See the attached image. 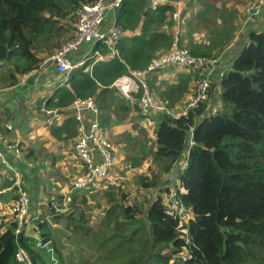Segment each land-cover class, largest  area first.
Instances as JSON below:
<instances>
[{"label": "trees", "instance_id": "trees-1", "mask_svg": "<svg viewBox=\"0 0 264 264\" xmlns=\"http://www.w3.org/2000/svg\"><path fill=\"white\" fill-rule=\"evenodd\" d=\"M95 1L0 0V87L14 85L21 75L37 69L43 59L39 56L40 50L56 47L61 37L70 32L69 27L66 30L59 27L61 19L75 15L81 3ZM250 1L186 0L180 44L194 55L218 58L234 43L242 13L245 14ZM149 3V0H123L117 13V25L122 34L115 41L120 55L112 56L107 46L100 45L103 54L111 61L95 57L94 63L99 61L95 74H88L87 63L83 65L85 68H78L64 77L48 98L47 107L67 111L75 98L94 96L99 103V116L103 119L112 120L111 114H116L120 123L142 115L138 100L125 96L112 83L128 74L130 69L146 68L153 58L167 52L173 45L176 22L171 15L172 6L152 9ZM247 38L231 66L221 74L219 82L210 78V96L214 100L216 88L220 86L221 103L215 106L205 103L178 117L160 112L151 140L142 141L138 134L129 131L133 151L138 145L142 146V153L137 156L152 157L154 171L140 183L148 190L156 189V196L140 205L131 203L129 192L125 190L106 192L110 203L107 224L113 223L109 237H117V219H112V212L116 207L117 213L124 212V219L121 215L120 219L125 221L121 222L127 230L123 238L129 244L124 245L120 239L115 242L118 264H150L151 261L155 264H264V23L260 29L250 30ZM170 65L150 72L147 80L151 91L168 107L187 105L191 96L187 101L183 98L190 90V82L195 84L199 72L191 68L192 75L174 72L170 76L166 72L172 71ZM203 75H207L206 71ZM70 119L75 122L74 114ZM62 120L51 126L53 134L61 141L76 133L75 129L68 127V120ZM183 161H186L184 167L180 163ZM176 165H179L178 170ZM81 172L82 169L77 177ZM171 172L179 176L184 191H177V194L193 216L190 242H185L181 236L178 219L166 212L165 195L175 184L169 182ZM106 179L108 177L86 191L90 193ZM14 189L13 192L17 189V193H13L11 201L7 193L0 196V264H53L43 249L34 246L35 236L27 232L33 224L36 235L51 237L50 224L62 220L53 221L50 216L45 219L37 205L47 204L55 214H63L55 215V219L65 218L68 227L78 229L86 216L81 204L87 193L74 192L69 204L72 206L58 211L55 204L62 205L63 192L59 199L42 198L43 202H40L39 199L34 201L27 191L30 195L29 214L25 225L16 232L17 222L10 213L12 201L18 194V187ZM78 194L82 196L80 201L76 199ZM6 202L9 211L4 212L1 204ZM139 213L144 214L149 231L139 236L141 245L137 246L135 239L141 227L135 225ZM110 245L106 239L99 244L97 264H110L103 256ZM19 246L26 249L29 263L18 261L16 252ZM125 248L130 259L122 262ZM185 249L191 251V258L183 261L175 257ZM55 250L56 264H64L56 247Z\"/></svg>", "mask_w": 264, "mask_h": 264}, {"label": "built area", "instance_id": "built-area-1", "mask_svg": "<svg viewBox=\"0 0 264 264\" xmlns=\"http://www.w3.org/2000/svg\"><path fill=\"white\" fill-rule=\"evenodd\" d=\"M152 9L160 7L172 6V18L176 25L173 27V45L167 52L156 56L144 69H130L128 74L118 77L112 85H114L122 94L129 98H136L139 102V110L142 114L151 115L160 112H166L168 115L178 117L186 114L191 108L199 107L206 102H210L211 81L208 75H203L202 71L214 61L206 56H197L191 53L190 49L180 44L183 30V9L186 0H149ZM123 0H96L94 3H81L75 10V16L72 20L71 37L64 41L49 57L54 63L59 75L69 76L70 72L82 67L87 61L96 57L97 60L110 61L109 57L101 53L100 49L95 47L91 50V56L86 59L73 61L71 55L78 50L84 43L102 44L108 47L112 56H119V48L115 41L121 36L122 31L117 23L105 26L106 16L109 9H119ZM264 0H252L245 7L247 18L259 16L263 10ZM87 56V55H86ZM170 64L180 65L193 68L199 72L195 79L194 89L187 105L179 108L168 107L164 103L159 102L153 95L148 83V76L151 71L167 66ZM1 91V89H0ZM138 95V97L136 96ZM184 106V107H183ZM71 108L77 122V133L73 138V153L76 160L82 168L81 175L77 177L72 186L63 192L62 205L55 204L58 211H62L68 207L73 200V193L76 191L89 189L92 185L97 184L110 174L111 170L119 163V154L111 137L106 131L100 120V109L94 96L77 97L73 100ZM47 113L45 119L46 126H52L56 121L63 118L62 113L56 108H45ZM86 111V113H85ZM193 128L189 132L190 144L193 141ZM2 144L9 143V139L0 130V158L2 161L8 160L1 149ZM16 154H20L21 150L16 146ZM186 165V161L182 162V167ZM18 185H20L18 183ZM171 191L165 195L168 208L166 212L178 219L177 228L181 236L185 238V242H190V220L193 218L191 211L183 204L177 191H184V187L178 180ZM30 195L22 187L19 188L17 196L13 199L10 213L12 219L17 222L16 232H19L26 223L29 214ZM57 225L56 222L53 223ZM34 246L41 248L50 256L53 264H56L55 246L53 237H42L35 235ZM16 257L19 262H30V257L26 249L19 246ZM175 257L186 261L192 257L191 251L186 249L175 254ZM171 261H174L172 258Z\"/></svg>", "mask_w": 264, "mask_h": 264}, {"label": "crops", "instance_id": "crops-1", "mask_svg": "<svg viewBox=\"0 0 264 264\" xmlns=\"http://www.w3.org/2000/svg\"><path fill=\"white\" fill-rule=\"evenodd\" d=\"M117 13L118 9L108 10L105 26L117 23ZM71 19L72 16L70 18L67 17L65 20L68 26H70V30ZM263 23L264 6L259 16L246 19L245 29L239 33L240 38L237 39L236 37L232 44L233 46L231 45L232 47H228L229 50L232 48L231 52L228 53L229 50L226 49L216 59L214 70L211 74L212 80L219 82L221 74L231 66L233 59L236 57L237 52H239L238 48L240 45L242 44L243 46L248 40L247 36L249 31L252 29H260ZM69 35H71V31L66 34V37ZM100 45L102 44L84 43L71 55V59L73 61H78L83 58L86 59L88 56L93 55L91 54V50L95 47L99 48L101 53H103ZM53 51H47L45 49L40 50L39 56L43 59L37 69L21 75L20 80L14 85L0 87V128L4 131L6 137L9 139V143L13 146L10 147L7 144L1 145V149L8 163L2 161V158H0V196L7 193L10 201L14 197L13 193H17V189L14 192L12 190L16 187H18V190L20 187L27 189L34 201L39 199L40 202H43L42 198L50 199L56 197L55 193L58 191L61 192L63 190L62 192H64L69 189L68 187L70 184H66V179L68 178L67 172H70V174L75 172L79 173L82 169L78 162L73 166L68 164L70 159H75L73 150L71 153L66 154L69 146L73 149V138L77 133V122L76 120L72 122L70 119L73 115L71 105L68 107L67 111L65 110L67 113H64L61 122L68 120V127L76 130L74 136L61 141L60 138L53 134V127L51 128V126L48 127L45 125L47 113L44 109L49 108L47 107V100L54 94L59 84L64 81V77H68L66 75L61 76L57 73L54 63L49 59ZM94 59L95 57H92L87 61L89 64L86 66L88 74L89 72L95 74L96 70H98L95 66L99 61L94 63ZM193 88L194 83L191 81L190 90L186 93V96H184V101L190 98ZM180 105L181 104H176L174 108H179ZM209 105H216L212 98ZM111 115H113L111 117L112 120L100 117L102 125L107 126L104 128V131H106L108 135L112 129H117L119 125L123 126V132L127 130L128 124H130L128 131L138 134L140 140L147 141L154 137L153 130L151 134L148 135L142 134L131 127L133 124L132 121H138V117L128 122L122 121V123L117 124L116 114ZM128 141L131 144V140L128 139ZM16 146L21 150L20 154L15 153V149L13 148ZM141 150L142 147L136 149L139 154L142 153ZM118 154L120 162L119 151ZM129 155L132 156V154ZM180 163L182 164V162ZM116 168L117 167L111 170L108 178L114 176ZM178 180V175L169 176L170 184H174ZM18 183L20 185H18ZM81 191L88 193L86 190ZM38 204L37 207L39 209L41 203ZM5 212H7V208ZM31 228H33V226L29 227V229ZM36 234V232H33L29 235L35 236Z\"/></svg>", "mask_w": 264, "mask_h": 264}, {"label": "rangeland", "instance_id": "rangeland-1", "mask_svg": "<svg viewBox=\"0 0 264 264\" xmlns=\"http://www.w3.org/2000/svg\"><path fill=\"white\" fill-rule=\"evenodd\" d=\"M183 14H184V9H183ZM65 20L66 18L61 19L59 27L66 30V27L70 28V26H67V23L65 22ZM245 21H246V15L242 13V21L239 22V27H238L240 31L236 32L235 34L237 39L240 38L239 33L245 29ZM162 31H166V29H162ZM66 40H67V37L63 35L61 37V42H59V44L56 47L51 48L49 50L48 49H45V50L55 51L57 47H59V45L62 43V41H66ZM242 47L243 46L241 44L240 47L238 48L239 52L242 49ZM231 49L230 50L227 49L229 50L228 53L231 52ZM239 52H237V55ZM210 59L214 61L217 58H210ZM170 66H171L172 71H169V72L166 71L170 76L174 72H176L177 74H182L180 72H184V73L187 72L188 74L193 73V70L189 67L180 66V65H170ZM213 70H214V64L209 63V65L207 66V69L203 70L202 73L205 74V71H206V74L208 75V77L211 78V74ZM220 79H221V76H220ZM221 91H222L221 87L218 86L215 91L216 95L214 99V102L216 103V105L218 103H221L220 102L221 101ZM155 97L160 102V99L157 97V95ZM134 100H136V98H134ZM206 103L209 106L210 102H206ZM174 111L176 110L174 109ZM160 115L161 114L159 113L151 114V115H140V114L135 115V117H138L139 120L132 121L133 124L131 125V127H133L136 131L141 132L142 134L149 135L151 134L154 128V125L156 123V120ZM117 121L119 124L118 119ZM129 126L130 124H128L127 130L124 133L122 132V130H124L122 125H119L117 129H112L109 132V135L115 144V148L118 149L120 153V162L118 166H116L117 167L116 172L112 178H108L101 185L97 187H93L90 193H87L86 195L87 197L83 196L85 198L81 205L86 211V216L79 223L78 229H72L68 227L66 224V221L64 220L65 218H61V219H58V217H56V219L54 218L55 215L56 216L63 215L62 213L55 214L56 212H54L51 208H48L47 204H41L40 206L43 212V217H45V219H47L50 216V218L53 219V221L62 220V221H57L56 226H54L53 224H50L49 230L51 232V237H53L54 245L57 248L61 258L63 259L64 264H97L96 261H97V256L99 254L97 247L105 239L111 245L106 248V250L103 253V256L110 261V264H118L117 262L120 261L119 258L117 257L118 250H117V245L115 244V242H117V240L120 239L124 243V245L129 244L127 243L126 239L123 238L124 233L127 230H126V227H124V225L121 222H125V221L120 219V215L123 217L124 212L122 214L117 213V207L112 212V219L114 220L117 219L115 221V224L117 226L116 227L117 231L115 229V232H117V237H114V238L109 237L111 234H108V233H111V225L113 223L111 222V225L107 224V222L109 221L108 212L110 210V203L106 196V192L112 191L116 193L117 189L125 190L126 192H129L130 202L133 204L137 203L140 205L143 203V201L146 202L148 199L150 200L151 198L156 196V189L148 190L141 186V183H140L141 179L145 177H150L152 174V171H154L153 161H152L151 155L137 157L139 152L136 151V149L141 148L142 146L138 145L134 151L131 148V144L128 141V136L130 135V132L128 131ZM72 150L73 149H71V146H69L66 154L71 153ZM129 154H132L133 157L128 156ZM68 164L73 166L77 164V160L70 159ZM67 175H68V178L66 179V184L69 185L73 181V179H75L78 176V172L71 173V174L70 172H67ZM172 175H173V172H171V176ZM25 190L28 191L27 189ZM62 191L61 192L58 191L57 193H55L56 199L60 198ZM76 199L77 201H80L82 199L81 194L76 195ZM8 202H6V204L5 203L1 204L2 205L1 208L3 209L4 212L8 206L7 204ZM115 202H117V199L115 200ZM71 206L72 205H70L69 207ZM7 210L9 211V208H7ZM139 214H140L139 221L135 225V226L141 227V230L137 238L135 239L137 246L141 245V243L139 242V236L143 234H147L149 231L148 224L146 222V218L144 217V214L143 213H139ZM2 216L7 217L6 214L5 215L2 214ZM8 216H10L9 213H8ZM32 226L33 224L30 225V227ZM33 232H34L33 228H31L29 229L27 234H30ZM127 251L128 250L125 248L122 262H126L130 259V256L125 254V252ZM150 264H155V261H151Z\"/></svg>", "mask_w": 264, "mask_h": 264}, {"label": "water", "instance_id": "water-1", "mask_svg": "<svg viewBox=\"0 0 264 264\" xmlns=\"http://www.w3.org/2000/svg\"><path fill=\"white\" fill-rule=\"evenodd\" d=\"M58 111H59V113H65V110H58ZM175 167H176V170L179 169V165H176Z\"/></svg>", "mask_w": 264, "mask_h": 264}, {"label": "clouds", "instance_id": "clouds-1", "mask_svg": "<svg viewBox=\"0 0 264 264\" xmlns=\"http://www.w3.org/2000/svg\"><path fill=\"white\" fill-rule=\"evenodd\" d=\"M74 16H75V15H74ZM73 19H74V17L71 19V23H72V20H73ZM246 19H247V16H246ZM71 29H72V26H71ZM70 36H71V35H70ZM62 43H63V42H62ZM62 43H61V44H62ZM57 48H58V47H57ZM80 68H81V67H80ZM75 70H76V69H75ZM73 71H74V70H73ZM73 71H71L70 74H71ZM124 75H125V74H124ZM62 114H64V113H62Z\"/></svg>", "mask_w": 264, "mask_h": 264}]
</instances>
